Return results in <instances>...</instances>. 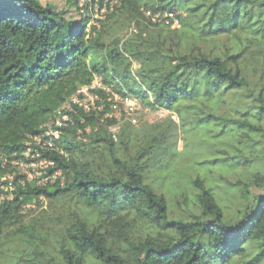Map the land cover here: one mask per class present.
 <instances>
[{
	"label": "trees",
	"instance_id": "16d2710c",
	"mask_svg": "<svg viewBox=\"0 0 264 264\" xmlns=\"http://www.w3.org/2000/svg\"><path fill=\"white\" fill-rule=\"evenodd\" d=\"M84 8L77 18L42 0H0V264H264V0ZM148 10L174 13L181 27ZM96 74L177 113L183 129H208L196 171L184 151L160 149L166 136L118 154L115 117L80 109L58 148L42 151L46 173H17L29 136ZM88 145L108 154L91 160Z\"/></svg>",
	"mask_w": 264,
	"mask_h": 264
},
{
	"label": "rangeland",
	"instance_id": "374dc122",
	"mask_svg": "<svg viewBox=\"0 0 264 264\" xmlns=\"http://www.w3.org/2000/svg\"><path fill=\"white\" fill-rule=\"evenodd\" d=\"M67 1L68 0H42L44 4L54 3L60 9H69V15L77 18H80L81 13L88 15L87 10L84 8L85 3L88 0H78L79 6L82 8L81 10H77L75 6L71 7ZM89 12L92 14L91 23L100 26L98 20L106 17V15H104L105 9L101 10L98 4H96L89 9ZM157 14L160 16V21L167 17V14ZM136 66H138V64H136ZM124 91L127 90L124 89ZM139 103L140 109L138 112L137 123H133L131 121L132 116L124 111L115 114L116 124L109 128V131L117 141L120 140V137L124 140L123 144H119L116 147L118 154L127 156L128 154L135 152L141 144H147L148 142L158 143L159 139L166 136L165 143L160 149L167 154V156H171L175 150L184 151L186 157L185 163L187 164H185V167L188 168V174H193V172L196 171V167L194 166L197 163V160L203 155V153L205 154V152H207L209 144L213 142L208 129L193 130L191 129V126L188 125L185 126V130L180 124V118L177 116V113L163 109L155 110L149 105L144 104L141 100ZM171 114L176 115L177 118H173ZM170 115L172 119L169 118ZM87 130L88 133H93L90 127ZM80 138L82 137H79V139ZM83 141L84 143L87 142V144H89L88 138H84ZM86 148L88 149L87 155L89 159L96 160V162L100 159L101 161L103 160L104 153L108 154L107 148L99 149L93 145H88ZM178 158H182V156H178ZM27 159L29 162L23 161V163L17 165V173L20 175L26 174L29 178H39L42 174L46 173L47 168L42 164V159L33 157ZM58 175L59 174L56 175V178ZM41 180L44 179H40V181ZM1 186L0 182V187ZM179 201V205H185V197H180ZM32 207L35 208V206Z\"/></svg>",
	"mask_w": 264,
	"mask_h": 264
},
{
	"label": "built area",
	"instance_id": "2783aa9c",
	"mask_svg": "<svg viewBox=\"0 0 264 264\" xmlns=\"http://www.w3.org/2000/svg\"><path fill=\"white\" fill-rule=\"evenodd\" d=\"M145 14L151 17L154 22L160 21V16L157 13L148 10ZM165 23L171 24L173 28L181 27L180 20L174 13L167 14ZM102 93H104L105 96ZM139 101L140 100L136 97L117 92L111 86L104 83L100 75L96 74L91 83L82 85L55 110L54 115L42 126L41 133L29 136V139L26 141L27 148L24 155L26 158L33 157L42 159V164L48 168L53 162L45 158H40L41 153L43 150L58 148V142L65 128L75 124L72 113H77L78 110L82 109L87 113H104L106 117H115V114L125 111L132 116L131 121L137 123L140 109ZM108 104L110 110L105 112ZM171 115L173 118H177L176 115ZM14 163L15 165H19L23 163V161L19 159ZM59 173L60 172L57 171L53 174H49L41 181L46 183L48 180H53Z\"/></svg>",
	"mask_w": 264,
	"mask_h": 264
}]
</instances>
